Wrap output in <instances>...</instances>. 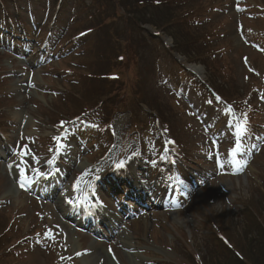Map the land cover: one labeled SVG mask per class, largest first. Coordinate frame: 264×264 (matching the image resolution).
<instances>
[{"label": "rangeland", "instance_id": "obj_1", "mask_svg": "<svg viewBox=\"0 0 264 264\" xmlns=\"http://www.w3.org/2000/svg\"><path fill=\"white\" fill-rule=\"evenodd\" d=\"M7 1L15 16L26 10L25 22L36 18L39 34L7 33L20 47L0 48V264H236L226 242L264 257V0H138L131 16L142 20L149 8L139 26L160 34L148 44L126 23L129 8L110 0ZM177 54L202 68L184 72ZM102 56L110 71L100 87ZM85 124L82 139L74 131ZM238 140L237 159L248 165L233 174ZM121 160L151 195H129L114 166ZM36 169L58 176L50 187L37 175L21 188V170L29 178ZM82 175L109 208L89 221L55 205ZM136 199L149 205L146 220ZM117 227L118 238L109 236Z\"/></svg>", "mask_w": 264, "mask_h": 264}, {"label": "trees", "instance_id": "obj_2", "mask_svg": "<svg viewBox=\"0 0 264 264\" xmlns=\"http://www.w3.org/2000/svg\"><path fill=\"white\" fill-rule=\"evenodd\" d=\"M110 2H112L113 4H115V7H117L118 5H120V6L122 5L126 9L129 8L130 10L128 9V11L125 14V16H126V23L129 24V25H132V26H134L136 28H138L139 30H142V28L139 25L144 22L143 20L147 16V14L150 11V9L146 7L145 11H143L142 16L144 15V17L142 18V20H140L139 17H137V19L135 17H133L134 16V13L136 14V12L138 11L137 8H138V6H140L139 3L142 4L141 0L139 1V3H138V0H110ZM166 2H167V0L164 3H166ZM122 6H121V8H123ZM131 15H133V16H131ZM147 20H150V19H147ZM98 25H99L98 27H100L98 30L101 31L102 28H103V25H105V24H103L102 21H99V24ZM93 28H96V27L93 26ZM147 39H149V37L146 34L145 40H144V42L146 44H147ZM145 49H146V55L148 57L149 50L146 47V45H145ZM100 60H101V64L102 65L98 69L97 73L99 75V78H101V80H102V81H100V84H99L100 87H102L105 84V82L103 81V79L105 81H108L109 80V79H107V77H108V72L110 70H109V66L106 63L103 62V56L101 57ZM143 78H144L145 81H147L148 76H144ZM103 82H104V84H103ZM259 231L261 233V236H264V229L263 228H260ZM228 248H229V252L231 253V255L233 257V260H234V262L236 264H264V257H262L261 254L258 255L256 250H255L254 253H251V254H254V257L252 258V257L247 256V254L243 253L242 250H239V249L236 248L237 251L241 254V257H239V256L236 255V253L234 251L235 247H233L234 249L233 248L231 249L228 246ZM260 256H261V258H260Z\"/></svg>", "mask_w": 264, "mask_h": 264}, {"label": "snow or ice", "instance_id": "obj_3", "mask_svg": "<svg viewBox=\"0 0 264 264\" xmlns=\"http://www.w3.org/2000/svg\"><path fill=\"white\" fill-rule=\"evenodd\" d=\"M239 128H240L241 131L246 130V122H245V124L239 125ZM239 150H240V145H239V143H237L236 147L233 148V150H232L233 159H232L231 163L234 165V169H235L233 174L242 173L245 170V168L247 167V165H248V161L247 160L237 159V153L239 152ZM26 154L27 153H25V155ZM132 155L135 156V155H137V153L133 152ZM209 158H211V157L209 156ZM114 166H115V168L117 170L124 169L127 166V160H121L118 163H115ZM220 167L223 168L224 165L221 164ZM35 171H36L38 176H40L42 178H45V179H48V178H50L53 175L52 173L41 172L39 169H36ZM86 174L87 173H84L83 175H86ZM83 175L77 180V182L75 184V188L77 190L79 189L80 181L83 179ZM21 177H22L21 183H20V187L21 188H25L27 183H31L32 182V181L28 180V176L26 175L25 170H21ZM201 183L203 184L204 181H201ZM185 195H187V193H185ZM66 202L70 206H73V207L77 206L78 202L82 203V201H79V198H77V200H73L70 197H66ZM95 206L99 207L101 209L105 207L104 203L102 201H99V200L95 201Z\"/></svg>", "mask_w": 264, "mask_h": 264}, {"label": "bare ground", "instance_id": "obj_4", "mask_svg": "<svg viewBox=\"0 0 264 264\" xmlns=\"http://www.w3.org/2000/svg\"><path fill=\"white\" fill-rule=\"evenodd\" d=\"M190 67H191L195 72H198V71H199V67H198L197 65H191ZM74 189H75V187H74ZM72 195H74V194L72 193ZM56 207H57L58 212H63V214H66V213H67V207H64V206H63V204H62V202H61L60 199L57 201V203H56ZM145 217H146V216L143 217L144 220H146ZM118 231H119V229H117L116 231H112V232H115V236H116V235L118 234ZM83 258H85V256L82 257V259H83Z\"/></svg>", "mask_w": 264, "mask_h": 264}]
</instances>
